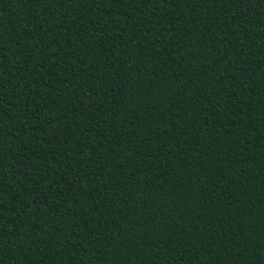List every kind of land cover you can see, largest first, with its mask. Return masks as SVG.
<instances>
[{"label": "trees", "instance_id": "trees-1", "mask_svg": "<svg viewBox=\"0 0 264 264\" xmlns=\"http://www.w3.org/2000/svg\"><path fill=\"white\" fill-rule=\"evenodd\" d=\"M0 264H264V0H0Z\"/></svg>", "mask_w": 264, "mask_h": 264}]
</instances>
